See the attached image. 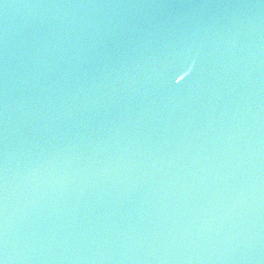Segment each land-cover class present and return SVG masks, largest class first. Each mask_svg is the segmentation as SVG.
I'll return each instance as SVG.
<instances>
[{
  "label": "water",
  "instance_id": "obj_1",
  "mask_svg": "<svg viewBox=\"0 0 264 264\" xmlns=\"http://www.w3.org/2000/svg\"><path fill=\"white\" fill-rule=\"evenodd\" d=\"M0 264H264V0H0Z\"/></svg>",
  "mask_w": 264,
  "mask_h": 264
}]
</instances>
